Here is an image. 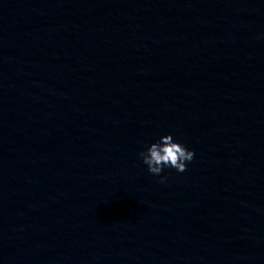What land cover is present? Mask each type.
Returning a JSON list of instances; mask_svg holds the SVG:
<instances>
[{"label": "clouds", "instance_id": "obj_1", "mask_svg": "<svg viewBox=\"0 0 264 264\" xmlns=\"http://www.w3.org/2000/svg\"><path fill=\"white\" fill-rule=\"evenodd\" d=\"M139 156L151 174L159 175L164 168H174L181 173L187 171V164L194 159L195 153L183 144L174 142L173 136L168 134L150 144ZM164 179L161 177V182Z\"/></svg>", "mask_w": 264, "mask_h": 264}]
</instances>
